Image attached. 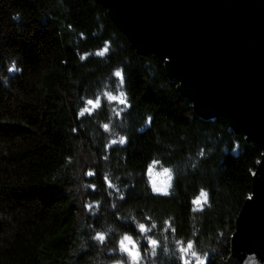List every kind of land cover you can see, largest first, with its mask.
I'll use <instances>...</instances> for the list:
<instances>
[{"label": "trees", "instance_id": "trees-1", "mask_svg": "<svg viewBox=\"0 0 264 264\" xmlns=\"http://www.w3.org/2000/svg\"><path fill=\"white\" fill-rule=\"evenodd\" d=\"M185 86L100 0H0V264H227L263 151Z\"/></svg>", "mask_w": 264, "mask_h": 264}, {"label": "water", "instance_id": "water-1", "mask_svg": "<svg viewBox=\"0 0 264 264\" xmlns=\"http://www.w3.org/2000/svg\"><path fill=\"white\" fill-rule=\"evenodd\" d=\"M100 1L140 52L186 83L202 114L226 117L262 149L227 264H263L264 0Z\"/></svg>", "mask_w": 264, "mask_h": 264}, {"label": "clouds", "instance_id": "clouds-1", "mask_svg": "<svg viewBox=\"0 0 264 264\" xmlns=\"http://www.w3.org/2000/svg\"><path fill=\"white\" fill-rule=\"evenodd\" d=\"M112 99L113 97H109ZM149 179L151 180L153 187L158 191H163L170 179V173L167 168L163 169L161 172L149 171ZM138 227L143 230L145 228L144 224H139ZM101 239H104L102 236ZM150 241L155 242L151 237H149ZM153 245L155 243H152ZM119 251L122 253H126L128 258L131 261V264H138L139 258L141 256V252L139 250V246L134 239V237L130 233H123L120 235L118 240ZM116 264H121L120 261H117Z\"/></svg>", "mask_w": 264, "mask_h": 264}, {"label": "rangeland", "instance_id": "rangeland-1", "mask_svg": "<svg viewBox=\"0 0 264 264\" xmlns=\"http://www.w3.org/2000/svg\"><path fill=\"white\" fill-rule=\"evenodd\" d=\"M106 95L107 98L109 97H113L111 100H117V101H122V95L119 94H112V93H105L104 95H101L99 97V99H97L96 101H90V105L88 106V109H92V107L98 105L101 101V98H103ZM110 99V98H109ZM167 168L169 170L170 173V179L168 181V185L167 187L163 190V191H158L153 187V184L151 182V180L149 179L151 188L161 194H165L168 193L170 191L171 185H172V180H173V172L171 170V168L164 166L162 164H160V162L155 161L153 163L150 164L149 168H148V178H149V171H155V172H161L163 169ZM207 200V193L206 192H201V194L195 199V205L198 208H201V206H203L205 204V201ZM138 244V243H137ZM139 246V245H138ZM141 256L139 258L138 264H141ZM258 261H261V257H257ZM131 262V261H130Z\"/></svg>", "mask_w": 264, "mask_h": 264}, {"label": "snow or ice", "instance_id": "snow-or-ice-1", "mask_svg": "<svg viewBox=\"0 0 264 264\" xmlns=\"http://www.w3.org/2000/svg\"><path fill=\"white\" fill-rule=\"evenodd\" d=\"M107 51H108V49L104 48L102 51H98V54L99 55H103ZM115 76L117 78H120L121 82L123 83L124 76H123L122 70H116L115 71ZM125 103H127L126 99H125ZM126 140H127V138H125V142H126ZM149 243L152 244V243H156V242H153V241L149 240ZM178 244L180 245V248H181L182 252L189 251L190 249H193V246H194V242L193 241L187 242V246L186 247L182 244V242H178ZM184 264H190V262L187 259V256L184 257ZM202 264H207V261L206 260H202Z\"/></svg>", "mask_w": 264, "mask_h": 264}]
</instances>
